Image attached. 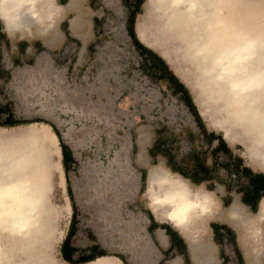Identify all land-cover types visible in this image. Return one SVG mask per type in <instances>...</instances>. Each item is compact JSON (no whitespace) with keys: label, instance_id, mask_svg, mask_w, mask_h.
Masks as SVG:
<instances>
[{"label":"rangeland","instance_id":"374dc122","mask_svg":"<svg viewBox=\"0 0 264 264\" xmlns=\"http://www.w3.org/2000/svg\"><path fill=\"white\" fill-rule=\"evenodd\" d=\"M92 1L66 0L60 4L58 0V5L64 6L63 10L56 16L55 26L44 31L35 27L32 33L10 31L1 24L13 51H16L18 42L27 41L26 51L35 54V58L31 59L32 62L29 60L31 64L17 67L11 80L0 82V105L7 103L16 119L42 118L51 122L62 140L71 147L76 164L75 171L70 172V186L79 226L91 229L94 239L105 251L121 255L129 264H158L160 252L146 232V211L149 210L155 219L170 223L183 235L192 264H224L221 247L214 241L209 225L211 221H220L235 231L244 264H264V240L251 235L252 226L262 220L257 218L259 205L257 211L252 212L241 204L238 196H234L231 203L224 206L222 190L208 191L213 198L210 212L199 214L186 227L169 221L162 207H153L149 178L153 172L164 170L165 163L161 157L153 162L148 147L155 137L157 122L174 120L179 109L175 108L173 101L159 103L155 87L142 84L127 88L122 81L125 65L113 44L114 35L118 34L112 29L105 34L107 41L100 52L103 59L97 66L89 61L87 45L96 38L93 16L101 15L106 8L122 15V10L118 9L120 0H96L94 4ZM260 11L258 5L245 7L244 14L250 16L252 22L254 18L259 20ZM111 16V23L117 25L120 17ZM138 23L152 27V34H147L142 42L167 61L189 89L200 112L205 96L197 87L194 64L183 56L182 48L179 50L173 43L155 37L159 36V31L151 0H145L141 6L135 30ZM69 37L78 41L75 51L76 44ZM38 45L44 50L36 53ZM65 52L74 57L70 69L65 63ZM201 117L208 128L223 134L246 164L264 172V165L249 156L248 142L239 136L227 139L213 116ZM2 119L0 116V121ZM29 128L26 125L0 127V145L5 141L12 142L17 137L16 132ZM59 151V156L54 151L51 159L53 164L60 160L61 166V173L53 175L51 192V202L59 216L55 222L52 249L47 254L44 251V262L41 257L37 261L40 264H67L60 255V243L67 232L72 208L60 145ZM140 170L145 172L144 182ZM233 204L239 208L238 214L231 213ZM224 249L234 261L232 246L226 243ZM26 251L30 252L27 242ZM108 256L124 264L118 257ZM31 264H35L34 260ZM161 264L185 263L182 258L174 257Z\"/></svg>","mask_w":264,"mask_h":264},{"label":"bare ground","instance_id":"6f19581e","mask_svg":"<svg viewBox=\"0 0 264 264\" xmlns=\"http://www.w3.org/2000/svg\"><path fill=\"white\" fill-rule=\"evenodd\" d=\"M263 1L151 0L159 31V36L155 37L173 43L179 50L182 48L183 56L194 64L197 87L205 96L200 114L213 116L227 139L239 136L248 142L249 156L264 165V117L253 114L242 104L226 102L222 73L210 71V66L216 67L230 56L240 36H250L253 38L255 71L259 75L264 64L259 51L260 43L264 41ZM257 5L261 9L259 20L254 18L250 22L244 9ZM60 7L42 4L39 15L55 13L56 18L64 6ZM34 27L22 32L32 33ZM7 29L16 30L12 23ZM136 33L144 41L147 34H152V27L138 23ZM26 126L31 128L16 132L17 137L12 142L5 141L0 145V264H31V260L40 264L37 262L40 257L43 263L44 251L47 254L52 249L55 222L59 216L51 202L53 175L61 173L60 160L56 164L51 162L54 151L58 156L60 154L58 137L46 123L32 122ZM162 178L173 187L179 181V177L168 175L165 169L153 172L149 178L153 207H162L169 221L186 227L192 219L183 223L175 219L172 206L160 196ZM201 199L204 203L199 214H206L210 212L213 198L209 192H202ZM238 212L239 208L233 204L231 213ZM257 218L264 220V198L259 203ZM26 242L30 252L26 251ZM84 264L119 262L113 256L105 255Z\"/></svg>","mask_w":264,"mask_h":264},{"label":"trees","instance_id":"16d2710c","mask_svg":"<svg viewBox=\"0 0 264 264\" xmlns=\"http://www.w3.org/2000/svg\"><path fill=\"white\" fill-rule=\"evenodd\" d=\"M144 1L120 0L118 9L122 10L121 16L118 13L116 14L115 11L113 12L114 9L107 8L101 15L93 16V29L96 38L87 45L89 61L96 66L99 64V61L103 59L100 52L103 50V44L107 41L105 34L111 29L113 32L115 31L118 35L116 37L114 35L113 44L115 48L117 47L123 65H125L122 81L125 82L127 88H137L139 85L146 84L157 88L162 99L166 98L168 101L176 99L177 103L179 102V111L174 120L160 121L156 124L155 137L148 147V154L152 161L154 162L158 157H161L165 163L166 158L167 168H170L173 173H179L182 177L190 178L196 185L206 181L209 190L215 188V183L221 184L225 187V195L222 196L224 206L231 203V193H234L240 196V202L243 205L247 206L250 211L256 212L260 200L264 197V173L254 171L250 166L245 165L243 158L237 154H232L229 148H226L227 152L224 149L220 150L219 147L226 145L223 134H214V131L207 130L187 86L173 72L160 54L138 38L135 23ZM65 2L66 0L62 1V3ZM92 2L94 4L96 0ZM111 15L120 17L117 25H113V21L111 23ZM68 39L76 44L73 47V51H75L78 47V41L70 37ZM28 45L27 41H20L16 45V51H13L0 24V82L4 83L11 80L17 67L31 64L33 61L31 59L35 58V54L27 53L26 48ZM43 50L38 45L36 53ZM65 57L67 68L70 69L74 57L71 58L66 52ZM0 116H3L0 127L11 128L32 122H42L50 125L58 137L61 148V163L67 183L66 190L72 208L69 226L60 244L62 258L69 264H84L101 256L114 255L124 264H129L121 255L105 251L98 242L90 246V253L85 257L79 256L75 259L66 257L69 239L73 234L76 233L79 238L85 237L88 232L92 235L91 229H83L79 226L78 213L74 205L70 186V172L75 171L76 160L72 149L62 140L56 127L45 119H16L7 103L0 105ZM216 138H218L217 144L211 147L213 140ZM219 156L220 159H218ZM140 177L144 182L145 172L143 170H140ZM146 215L154 222L149 210L146 211ZM209 225L213 232L214 241L221 247L222 262L224 264L229 262L230 264H244L242 253L236 242L235 231L229 225L220 221H211ZM93 236H91V240L96 241ZM226 243L232 246L234 261L232 255H226L224 251ZM179 247L184 263L192 264L186 244L183 243L182 239ZM96 248H98V251L92 253ZM169 248H172V245ZM166 259H169V257L164 258V260Z\"/></svg>","mask_w":264,"mask_h":264},{"label":"clouds","instance_id":"9594fccd","mask_svg":"<svg viewBox=\"0 0 264 264\" xmlns=\"http://www.w3.org/2000/svg\"><path fill=\"white\" fill-rule=\"evenodd\" d=\"M42 4L60 7L58 0H0V24H4L7 28L8 24L12 23L17 31L27 30L31 26L50 29L55 26V13L39 15ZM252 51L253 38L240 36L230 56L216 67L210 66V71L222 73L226 102L242 104L253 114L258 113L264 117V64L261 65L260 73L257 75ZM259 51L264 60V41L260 43ZM163 167L168 175L179 177L175 187L170 186L166 178L160 181L162 188L160 196L172 206L174 218L181 223L197 218L204 203L201 193L209 191L208 182L196 185L190 178L173 173L167 168L166 158ZM251 235L253 238L260 237L264 240V220L252 226Z\"/></svg>","mask_w":264,"mask_h":264},{"label":"crops","instance_id":"0c3cea01","mask_svg":"<svg viewBox=\"0 0 264 264\" xmlns=\"http://www.w3.org/2000/svg\"><path fill=\"white\" fill-rule=\"evenodd\" d=\"M63 0H59V3L60 4H64L62 3ZM66 3V2H65ZM159 54V53H158ZM167 62V61H166ZM170 67V66H169ZM171 68V67H170ZM174 72V71H173ZM175 73V72H174ZM181 80V79H180ZM154 88V87H153ZM163 88V87H162ZM157 94L159 96V103H167V102H170L171 100H167L166 98L162 99V97H160V93H159V90L157 89ZM162 99V100H161ZM175 102V103H174ZM173 105L175 106V108L179 109V105L177 103V100L173 99ZM207 127V126H206ZM207 130L208 131H214V134H218L219 132L214 130V129H210L207 127ZM223 136V135H222ZM224 138V136H223ZM224 141L226 143V145H222L220 148L221 149H224L226 152H227V149L226 148H229L232 152V154H237L238 156L242 157L240 154L238 153H235L233 148L231 147V145L227 142V140L224 138ZM218 142V138L214 139L213 140V143L211 145V147L215 146ZM220 155V154H219ZM222 155V154H221ZM150 157V156H149ZM151 158V157H150ZM152 159V158H151ZM218 159H220V156L218 157ZM164 161V160H163ZM245 165H248L244 162ZM249 166V165H248ZM254 170V169H253ZM256 171V170H254ZM262 172V171H261ZM264 173V172H263ZM64 176H65V173H64ZM65 185H67L66 183V177H65ZM222 190L223 191V195H225V187L221 184H217L215 183V188L213 190H209L210 192H213V191H217V190ZM222 195V196H223ZM222 196H221V202L223 203L222 201ZM231 196L232 198L234 196H238L239 197V200H240V196L238 194H234V193H231ZM264 198V197H263ZM242 204V203H241ZM245 206V205H244ZM247 207V206H245ZM248 208V207H247ZM249 209V208H248ZM152 214V213H151ZM153 216V215H152ZM154 218V216H153ZM146 219H147V224H146V232L148 234V236L150 237L151 241L153 243H155L158 247V250L160 252V259L158 261V264L160 262H164V258L165 257H169V259L171 258H182L183 256L180 254L181 250H180V241L182 239L183 243L186 244L185 242V239L183 237V235H181V233L175 228L173 227V225H171L170 223L168 222H165L163 223L162 221H159L158 219H155L154 218V222H152L149 217L146 215ZM66 235V234H65ZM92 235H94V232L92 231ZM91 233L88 232L86 233V236L82 237V238H79V236H77V234H73L71 236V238L69 239V243H68V246H67V249H66V257L68 258H71V259H75L79 256H87L88 253H90V246L92 244H96L97 241H92L91 240ZM65 237V236H64ZM63 237V238H64ZM181 238V239H180ZM63 240V239H62ZM62 242V241H61ZM61 244V243H60ZM172 245V248H169L170 246ZM89 246V247H88ZM98 251V248H96L95 250L92 251V253H96ZM60 255H61V252H60ZM62 258V256H61ZM183 259V258H182ZM62 260L69 264L67 261H65L63 258ZM164 260V261H163ZM168 260V259H166ZM90 262V261H89ZM87 263V262H86Z\"/></svg>","mask_w":264,"mask_h":264}]
</instances>
